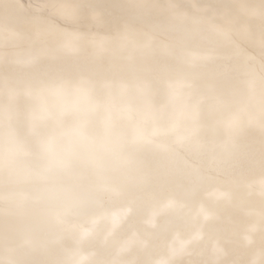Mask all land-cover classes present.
I'll return each mask as SVG.
<instances>
[{
    "label": "snow or ice",
    "instance_id": "snow-or-ice-1",
    "mask_svg": "<svg viewBox=\"0 0 264 264\" xmlns=\"http://www.w3.org/2000/svg\"><path fill=\"white\" fill-rule=\"evenodd\" d=\"M0 264H264V0H0Z\"/></svg>",
    "mask_w": 264,
    "mask_h": 264
}]
</instances>
